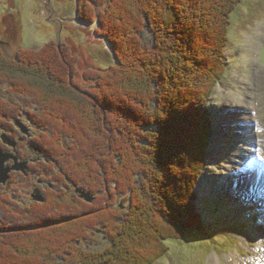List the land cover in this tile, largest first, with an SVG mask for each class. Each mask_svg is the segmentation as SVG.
Returning <instances> with one entry per match:
<instances>
[{"label": "trees", "instance_id": "trees-1", "mask_svg": "<svg viewBox=\"0 0 264 264\" xmlns=\"http://www.w3.org/2000/svg\"><path fill=\"white\" fill-rule=\"evenodd\" d=\"M171 1L77 0L79 21L96 26L95 34L114 59L108 68L98 69L89 78L93 85L88 88L95 93L70 80L74 64L67 53L59 57L48 48L10 59L0 51V89L7 86L10 95L34 106V112L27 107L17 114L20 107L0 97L1 137L5 131L11 139L18 138L14 122L27 117L43 131L33 142V147L42 150L41 156L53 161L55 165H50L58 167L67 181L76 183L80 177L82 191L105 196L104 202L87 204L77 196L70 197L69 192L55 191L45 196V204L30 207L21 200V189L33 176L21 175L17 182L13 176L0 191V264L24 263L21 259L31 264H152L156 254L159 259L166 253L157 250L164 246L163 240L185 243L212 234L210 219L204 215L210 185L201 178L214 134L205 103L224 80L230 18L244 0ZM124 7L128 8L126 18L119 13ZM203 13L209 17L213 40L203 28ZM147 32L153 41L146 38ZM216 37L220 42L214 49ZM201 51L211 52L215 67L198 59ZM154 55L160 56L162 63L155 61ZM200 73L206 83L214 77L201 91ZM177 74L185 78L181 75L180 83L173 84ZM180 95H188L191 101L185 109L180 104L187 100L180 103ZM115 97L127 106V112L121 114L125 122L104 129V124H109L106 114L111 108L113 114L118 104ZM24 139V144L29 141L23 146L26 155L36 153L32 141ZM58 144L71 155L72 173L53 152ZM90 152L95 153L92 158L99 169L92 164ZM25 153L21 157L25 158ZM45 172L43 182L50 185L56 170ZM118 201H126L128 206L119 204L118 208ZM163 209L168 219L158 218ZM151 211L157 215L154 223L149 220ZM98 220L109 229L119 228L121 220L128 223L118 232L119 239L125 238L121 240L124 244L117 246L118 237L113 236L117 250L114 246L105 252L82 248L93 239ZM158 240L161 245L156 247ZM147 252L154 254L145 258Z\"/></svg>", "mask_w": 264, "mask_h": 264}, {"label": "rangeland", "instance_id": "rangeland-1", "mask_svg": "<svg viewBox=\"0 0 264 264\" xmlns=\"http://www.w3.org/2000/svg\"><path fill=\"white\" fill-rule=\"evenodd\" d=\"M174 1L175 0L171 2L174 4ZM194 1L195 0H190V3ZM127 11L128 8L124 7L119 11L120 16L124 15L126 18ZM124 17L122 19L125 22L126 19ZM201 17L202 16L199 15V18ZM202 19L203 28L208 32L209 38L213 40L214 37L211 38V35L215 36V34L210 31L212 28L210 29L211 26L208 22L209 17H205V13H203ZM230 19V28L225 46V58H227L228 69L227 71L225 69L224 80L218 85L217 90L213 94V98L205 103L206 108H208L212 114V120L214 123L218 122L217 127L219 126L218 128H220L221 126L222 129V133L219 137L220 139L218 140V148L226 145L228 148L226 146L224 151H217L218 149L216 147V152L213 153L212 156H209L207 170L203 175L205 180H214L212 182H215L218 186L220 185L223 187L224 185L225 188H223L226 190L232 188L230 185L233 179H236L235 183H237V179L247 180L244 179L249 177L247 172L246 174L248 176H244L243 179L241 177L243 175L242 172L244 173V166L247 163V159L260 160V162L264 164V159H262V157H264V0H244L243 3L235 9ZM95 31L96 26L91 24L86 26L79 21L77 0H0V41L5 43L0 46V51L10 59H15L18 55L21 57L24 53H42L48 48H53L57 51L59 57H61L62 53H65V55L67 53V56L72 58V63L74 64V66H72L74 68L69 74L70 80L92 93H95V91L88 88L93 85L89 79L91 75L98 73V69L108 68V66L114 63L113 55L107 50L108 48L105 42L97 37ZM148 34V32L145 34L146 38H149V41H153ZM214 40L215 44L213 43V48L217 49V44L220 42V39L216 37ZM210 54L211 52L201 51L197 57L203 62L210 64V66L212 65L215 67L216 65L212 63L215 61V58L210 56ZM154 58L155 61L158 59L161 63L163 61H160V56L154 55ZM167 64L168 62H165L166 68L164 69L166 70L169 67V64ZM137 67L140 68L139 65H137ZM209 73L210 72H206V74ZM177 75L178 76H174L173 84L176 82L177 84L180 83V76L182 74ZM201 76L198 86L199 91L204 89L205 86H208L207 83L210 84L214 81V77H212V79L206 83L203 74H201ZM184 90L185 87L181 89L182 92ZM8 92V87L4 86L0 89V97H2L3 100L10 101L17 109L20 107V109L17 110V114H21L20 110H27V107L29 111L32 110L34 112V106L30 103L28 104L24 98L20 99L14 97ZM179 98L180 103L185 100L188 101H186L184 105L179 103L181 109H185L186 105H190L191 101L189 102L188 95H180ZM113 99L118 104L115 105L116 108L113 114L110 113L112 108L108 111V114H106L105 117H107V122H109V124L107 125L108 127L104 124V129L109 127L113 128V123L124 121L121 114L127 112L125 110L127 109L126 105L124 106L122 102L119 103L117 97ZM29 106L33 107V109ZM17 114L14 113V116H18ZM25 119L28 118H20L19 121L17 120V123H21L25 127L28 131L26 134L27 136L18 128V125L17 127L15 125V128L20 137L14 138L15 140L7 135L9 133L5 131L2 133V136L5 134L7 139L15 143V147L5 144L3 137L1 140L0 134V146L3 152L21 159L18 160V163L14 160L7 162L6 167L8 168L19 163H26V159L21 158V153L23 154V152H26V156L27 151H24L23 146H28L29 141L24 144V137L31 140V144L34 146L33 142L37 141V139L43 135L42 129ZM244 125H247V127H242L244 130L243 135H239L237 133L239 129L237 128L238 126ZM106 132L108 133V130H106ZM37 145H40V143ZM66 146L67 144L65 147ZM54 150L53 152H55V155L61 159L62 166L66 168L67 172L72 173L70 170L71 155L68 153V149H64L61 144H58L54 147ZM115 151H117L116 148L114 152ZM63 153L65 158L64 156L60 157ZM91 153L92 152L89 154L92 158L95 153ZM34 158L37 160L36 162L27 163V173L29 174V169L31 168V170L39 172V176H34V179L30 178V183L26 182L22 185L21 189L23 196L21 200H24L27 206L31 207L34 203H46V201L44 203L36 202L33 198L34 194L36 196L41 195L46 200L45 196L55 191L59 193L69 192L68 195L70 197L77 196V198L79 197L87 204H94L95 201H105V196L101 195L103 197H99L97 192H87L89 190L82 191L83 183L81 182L80 185V177L76 180L77 182H73V184L71 181L66 180V177L59 172L58 167H53L55 165L53 161L48 162L43 160V158L40 159L41 156L39 157L35 152L33 155H28V159ZM91 160L92 164L99 169L96 160L93 158ZM50 164H53V166ZM259 164L258 161L254 163V165ZM47 166L50 167L48 168ZM47 169L56 170L57 174L54 175L55 177L49 179L52 180L51 184L53 186L40 182L41 180H45V178H43L45 176L44 171ZM13 172H11L10 175ZM17 174L23 176L27 175L22 172ZM233 176L236 177L232 179ZM189 177L188 174L186 180ZM255 178L257 179L260 177L255 176ZM18 180L19 179L16 177V181ZM58 180L61 181L60 184ZM7 185L8 184H0V190L2 191L4 187H8ZM251 187L255 186L251 184ZM12 188L14 187L12 186ZM37 188L40 189L42 193H37V191L39 192ZM233 190H237L238 192L229 190V200L226 198H219L214 195V193L206 195L205 202L209 203V206L205 207V211L207 217L210 219L208 226L211 230V235L203 238L193 237L190 238V242L186 240L185 243L174 241L175 239L163 240V242H165L164 246L158 247L157 250L161 248V250H165L166 253H161L163 255H161L159 259L156 258L159 256L158 254L155 253V257L152 255L154 257L152 264H214V262L217 263V259L220 260V264H236L237 257L240 259L239 264H254V261L262 259V257H264V231L259 233L260 225L257 219L259 220L260 215L264 213V208H260V214L258 213V215L254 209V206L258 205L252 202L259 203V206L264 203V192L258 191L254 193V190L251 189L252 194L247 196L248 192L246 191L249 190L248 187H246V191L236 188ZM84 193L90 194L93 201H87L82 196ZM105 194L107 195V193ZM155 196L154 193L151 194V197L155 198ZM75 197L74 199H76ZM247 198L251 199L252 202ZM123 203L124 204L121 203L122 206H128L126 201H123ZM119 204L120 202L118 201L115 206L120 208L121 204ZM228 204H230L231 208L227 210L226 207ZM153 211H151L152 213L150 212L148 216L149 220L154 223L156 219L155 216L157 215H155ZM159 212L161 215L158 218L164 216L168 219V215L165 214L166 212L164 209ZM109 217H105L106 221L109 220ZM125 218L130 219L131 217H129V214H125ZM112 219L113 217H110V221H112ZM95 223L97 226H95L92 232L93 239L84 242L82 248L92 252H105L107 249L114 246L115 238L113 236L115 234L117 235L116 237H118L116 241H119L117 246L124 244V242L121 243V240L125 241V238L119 239L118 232H123V229H120V227H126L125 225H128L127 222L123 220L119 221L118 223L121 226L119 228L117 227V229L113 226H111V229L106 228L104 225L99 224V220ZM111 224L114 223L111 222ZM256 232L261 235L257 237H255V235L252 236V234ZM160 242L161 241L158 240L156 247L161 245ZM117 246L114 247L116 248ZM117 248L115 250H117ZM151 248L153 249L154 246ZM152 252L145 253L147 254L145 258L148 257L149 253L154 254ZM112 255L113 253L109 256L112 257ZM140 260L141 258L138 261ZM21 261H24V263L21 264L29 263L24 259H21ZM29 264H31V262Z\"/></svg>", "mask_w": 264, "mask_h": 264}, {"label": "water", "instance_id": "water-1", "mask_svg": "<svg viewBox=\"0 0 264 264\" xmlns=\"http://www.w3.org/2000/svg\"><path fill=\"white\" fill-rule=\"evenodd\" d=\"M17 125L19 126V128L22 130L24 134L28 133V131L25 129V127L21 123H17ZM4 143L7 145L15 146V143L11 142V140L7 138H4ZM11 160H14L15 162L18 163L19 159L14 157L13 155L5 154L0 147V184L6 185L11 179L10 173L13 171L28 174L27 173V162L16 164L12 166L11 168L6 167V163L10 162ZM37 193H40V191L39 192L37 191ZM82 196L89 202L93 201V198H91L89 194H84ZM33 198L36 202H43V203L45 202V198H43L41 195L36 196L34 194Z\"/></svg>", "mask_w": 264, "mask_h": 264}, {"label": "bare ground", "instance_id": "bare-ground-1", "mask_svg": "<svg viewBox=\"0 0 264 264\" xmlns=\"http://www.w3.org/2000/svg\"><path fill=\"white\" fill-rule=\"evenodd\" d=\"M216 126H217V125H216ZM216 128H218V127H216ZM224 147H225V146H224ZM223 151H224V150H223ZM219 154H220V153H219ZM248 160H249V159H247L246 161H248ZM249 167H250V170H249ZM256 167L260 169V172H262V171H261L262 169L264 170V165L262 166L261 164H259V165H253V166L251 167V164H250V165H248V167H247V169H246V170L249 171V173H248L249 177H248V178H247V177H246V178L243 177L244 179H247L248 182H247V180H242V181L246 182L245 184H248V187H249V189H250V190H249V191H250V194H248V196H250V195L252 194L251 189L254 190V193H256V192H258V191H262V192H264V190L258 189L256 185H254L255 188H254V187H251V184H254V182H252V181H256V183H258V184H260V185H263V184H264V181H258V180H260L261 178H257V179L255 178V175H256V177H259V172H258L257 170H255ZM253 174H254V176H253ZM262 174H263L262 178L264 179V173L262 172ZM235 177H236V176H233L232 179L235 178ZM255 179H256V180H255ZM235 182H236V179H233V181L231 182V186H232V187H235ZM238 184H239V183H238ZM247 199H248V198H247ZM251 202H252V201H251ZM252 203H254V202H252ZM257 204H259V203H257ZM259 208H264V203H262V204L260 205ZM258 222H259V225H260L259 233H262V232L264 231V213H262V214L260 215ZM257 229H258V228H257ZM259 233L256 232L255 234H252V236L255 235V237H257V236L261 235V234H259ZM245 237H246V236H245ZM244 239H245V238H244ZM258 258H259V257H258ZM216 261H217V263L214 262V264H220V263H221L219 259H217ZM262 261H263V263H264V257H262V259H259V260H257V261H254V264H263ZM239 263H240V259H239V257H237V258H236V264H239ZM231 264H233V263H231Z\"/></svg>", "mask_w": 264, "mask_h": 264}, {"label": "flooded vegetation", "instance_id": "flooded-vegetation-1", "mask_svg": "<svg viewBox=\"0 0 264 264\" xmlns=\"http://www.w3.org/2000/svg\"><path fill=\"white\" fill-rule=\"evenodd\" d=\"M38 112H40V110H39ZM25 157H26V159H28V156H27V155H26ZM31 157H32V156H31ZM42 158H43V160H46V161L50 162V159H47L45 156H41L40 159H42ZM38 159H39V158H38ZM28 161H29V162H36L37 160L34 158V159H28ZM11 167H12V166H11ZM17 173H19V172H13V173H12V177L14 176V179H15L14 181H15V182H17V181H16V177H17L18 179L20 178V177H19L20 174H17ZM46 173H47V172L44 171V174H46ZM30 174L33 175V176H39V172H37V171H31ZM40 175H41V174H40ZM20 176H21V175H20ZM26 177L29 178L30 175L27 174ZM40 182L44 183L43 180H41ZM58 183L60 184V181H59V180H58ZM7 184L9 185L10 182L7 183ZM8 185H7V186H8ZM11 185H13V183H12ZM13 187H15V186L13 185ZM0 189H1V188H0ZM0 191H1V190H0Z\"/></svg>", "mask_w": 264, "mask_h": 264}, {"label": "snow or ice", "instance_id": "snow-or-ice-1", "mask_svg": "<svg viewBox=\"0 0 264 264\" xmlns=\"http://www.w3.org/2000/svg\"><path fill=\"white\" fill-rule=\"evenodd\" d=\"M262 159H264V157H262Z\"/></svg>", "mask_w": 264, "mask_h": 264}]
</instances>
